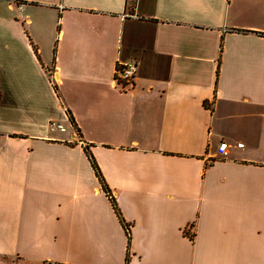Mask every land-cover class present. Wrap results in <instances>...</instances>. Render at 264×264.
<instances>
[{
	"label": "crops",
	"instance_id": "crops-1",
	"mask_svg": "<svg viewBox=\"0 0 264 264\" xmlns=\"http://www.w3.org/2000/svg\"><path fill=\"white\" fill-rule=\"evenodd\" d=\"M0 264H264V0H0Z\"/></svg>",
	"mask_w": 264,
	"mask_h": 264
},
{
	"label": "built area",
	"instance_id": "built-area-1",
	"mask_svg": "<svg viewBox=\"0 0 264 264\" xmlns=\"http://www.w3.org/2000/svg\"><path fill=\"white\" fill-rule=\"evenodd\" d=\"M138 74V66L136 63H127L118 67L116 71V84L121 85V87L126 90L127 86H130L133 83L136 75ZM52 130H64L63 125L59 123H53L51 125ZM243 144H239L238 146H242ZM219 152L223 156H227L229 154V144L226 142H221L219 145Z\"/></svg>",
	"mask_w": 264,
	"mask_h": 264
},
{
	"label": "trees",
	"instance_id": "trees-1",
	"mask_svg": "<svg viewBox=\"0 0 264 264\" xmlns=\"http://www.w3.org/2000/svg\"><path fill=\"white\" fill-rule=\"evenodd\" d=\"M92 158H93V157H92ZM92 161H93V165L96 167L97 171L99 172V168H98V166L96 165V163H95V161H94V158L92 159ZM111 198H113V197L111 196Z\"/></svg>",
	"mask_w": 264,
	"mask_h": 264
}]
</instances>
